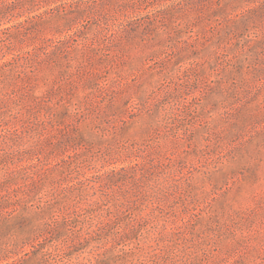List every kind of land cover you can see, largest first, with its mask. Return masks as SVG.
I'll return each mask as SVG.
<instances>
[{
    "label": "rangeland",
    "instance_id": "rangeland-1",
    "mask_svg": "<svg viewBox=\"0 0 264 264\" xmlns=\"http://www.w3.org/2000/svg\"><path fill=\"white\" fill-rule=\"evenodd\" d=\"M0 264H264V0H0Z\"/></svg>",
    "mask_w": 264,
    "mask_h": 264
}]
</instances>
